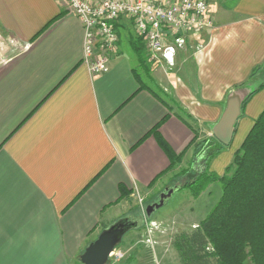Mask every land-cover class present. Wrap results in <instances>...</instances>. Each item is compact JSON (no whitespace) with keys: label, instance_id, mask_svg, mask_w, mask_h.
<instances>
[{"label":"crops","instance_id":"crops-1","mask_svg":"<svg viewBox=\"0 0 264 264\" xmlns=\"http://www.w3.org/2000/svg\"><path fill=\"white\" fill-rule=\"evenodd\" d=\"M209 3L213 26L184 45L194 75L162 84L153 74L166 99L143 79L132 48L120 45L109 70L92 73L84 26L66 0H0V264H77L127 217L130 201L171 188L194 159L195 132L227 129L219 123L229 103L264 61V0H238L231 10ZM263 110L264 89L228 145L214 135L225 148L211 172L225 173ZM159 123L181 156L174 164L151 132Z\"/></svg>","mask_w":264,"mask_h":264},{"label":"trees","instance_id":"trees-1","mask_svg":"<svg viewBox=\"0 0 264 264\" xmlns=\"http://www.w3.org/2000/svg\"><path fill=\"white\" fill-rule=\"evenodd\" d=\"M123 22L116 25L120 41ZM136 41L146 47L141 37L138 36ZM136 41L132 42V49L137 54L140 65L144 67L148 65L149 54L146 48V57L143 56ZM242 86L250 87L251 90L242 100L234 132L248 102L264 89V61L252 71L248 81ZM160 125L161 123L151 132L155 133L161 147L174 164L181 156L174 154L159 135ZM199 136L195 132L191 142L194 149L193 168L184 169L177 176L183 177L191 173L192 177L182 188H188L194 197L200 196L214 182L222 183V195L199 226L176 235L174 242L181 263L264 264V110L236 152L233 164L227 167L222 176L211 172L209 164L225 147L216 139L200 140ZM196 160L200 162L197 169H194Z\"/></svg>","mask_w":264,"mask_h":264},{"label":"rangeland","instance_id":"rangeland-1","mask_svg":"<svg viewBox=\"0 0 264 264\" xmlns=\"http://www.w3.org/2000/svg\"><path fill=\"white\" fill-rule=\"evenodd\" d=\"M237 1L217 0V3L219 2L218 4H221L223 9L231 10ZM123 23L120 30V45L124 52L128 51L129 53L132 52L131 44L136 41L138 35L127 20H124ZM137 43L141 47L143 56L146 57V47L141 42ZM182 51H185V62L176 63V65L168 62L155 63L149 59L147 60L148 65L143 67L140 65L141 63L139 64L138 69L143 79L166 99L167 95L157 86L155 83L157 80H155L156 78L154 79L153 74L160 73L159 81L161 78L167 80V77H172L177 73H180L181 76L186 75L192 77L195 71L192 48L183 47ZM163 82V79H161L162 84ZM166 83L164 82V84ZM199 135L200 140L215 139L213 134L204 135L202 132ZM199 162H195L194 169H197ZM186 168L190 170L193 168V159L190 163H187ZM181 171L178 173H181ZM191 177L192 175L190 177L187 175L183 177L175 175L169 183L171 188L175 186L173 188L175 189V193L166 199L165 204L161 208L156 209L150 218L146 215V207L149 204L159 201L157 195L155 198L147 199L146 195L142 194L139 197L137 196L133 201H130L129 213L127 217L122 219H125L129 223L134 222L137 226L129 229L121 243L116 247L124 253V257L118 261L108 260L107 264H182L174 242L176 235L182 231H190L199 226L222 195V183L214 182L216 184H210L200 196L194 197L188 188H182ZM211 249L213 248L211 247ZM76 261L77 264H83L80 261V256Z\"/></svg>","mask_w":264,"mask_h":264},{"label":"built area","instance_id":"built-area-1","mask_svg":"<svg viewBox=\"0 0 264 264\" xmlns=\"http://www.w3.org/2000/svg\"><path fill=\"white\" fill-rule=\"evenodd\" d=\"M85 31V61L94 74L109 70L120 46L117 24L127 20L143 39L149 60L174 64L178 49L187 37L214 24L209 0H66ZM124 253L115 248L109 260Z\"/></svg>","mask_w":264,"mask_h":264},{"label":"water","instance_id":"water-1","mask_svg":"<svg viewBox=\"0 0 264 264\" xmlns=\"http://www.w3.org/2000/svg\"><path fill=\"white\" fill-rule=\"evenodd\" d=\"M250 90L251 88L247 86L240 89L242 97L237 101L232 100L222 116L219 124L221 127H227L228 131L227 129L222 131L218 129L214 130V135L224 145H228L230 143L235 122L241 112L242 100L248 95ZM173 193V188H167L165 192L161 193L159 201L147 205V217L150 218L156 209L161 208L165 204L166 199L171 197ZM136 226V223H129L125 219L117 221L109 228L103 230L99 236L85 248L84 252L80 255V261L83 264H107L109 255L121 243L127 231Z\"/></svg>","mask_w":264,"mask_h":264}]
</instances>
